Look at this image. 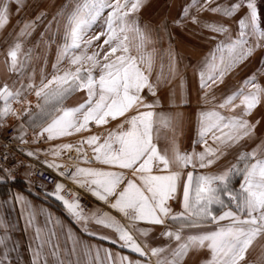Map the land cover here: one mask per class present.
Listing matches in <instances>:
<instances>
[{
  "label": "snow or ice",
  "instance_id": "6c2138e0",
  "mask_svg": "<svg viewBox=\"0 0 264 264\" xmlns=\"http://www.w3.org/2000/svg\"><path fill=\"white\" fill-rule=\"evenodd\" d=\"M145 4L71 0L47 20L37 41L46 48L56 45L51 77L42 74L37 84L33 74L26 85L0 81V135L8 132L4 139L15 142L12 151L8 143L0 144V183L14 182L19 166L31 185L37 165H44L96 203L86 208L75 191L69 198L63 194L66 184L55 177L45 198L60 201L87 236L120 251L82 239L71 227L65 232L59 217L38 211L21 192L9 189L0 206L20 207L24 230L32 232L28 264H186L190 255L200 257L197 264H264V244L249 259L256 242L264 241V113L254 118V110L264 107V27L257 2L190 0L171 18L172 25L187 27L190 17L212 33L206 37L211 46L193 66L197 87L190 113L179 110L191 101L174 49L165 50L166 65L163 59L156 64L154 44L162 36L153 33L170 35L169 18L155 26L142 23ZM13 5L17 15L27 6L25 0H0V29L10 23ZM193 8L231 23L202 21ZM46 17L38 11L17 21L7 73L24 75L32 60L24 42ZM258 51L259 67L228 83L226 78L251 63ZM64 61L67 69L61 68ZM33 91L35 109L27 99ZM161 95L177 110L155 111ZM9 117L14 123H7ZM185 125L195 131L188 148L179 143ZM162 127L171 135L162 136ZM248 141L254 143L250 149L243 147ZM17 152L29 162L10 163ZM38 215H45L43 225ZM13 228L0 216V264H21Z\"/></svg>",
  "mask_w": 264,
  "mask_h": 264
},
{
  "label": "rangeland",
  "instance_id": "374dc122",
  "mask_svg": "<svg viewBox=\"0 0 264 264\" xmlns=\"http://www.w3.org/2000/svg\"><path fill=\"white\" fill-rule=\"evenodd\" d=\"M258 0H256L257 2ZM33 2V3H32ZM71 0H33L30 1V4L26 6L24 10L17 15L13 9V17L11 19V24H9L10 29L6 33L4 38L0 39V60L5 62L7 58V51L9 45L12 43L15 32L19 31L17 26L18 20L31 19L34 17L38 11H44L47 13V17L44 22L37 24L35 31L32 36L29 37L24 42V50L28 48L32 49V60L30 64L26 67L24 75L18 74H7L6 79L10 84L14 82L22 81L25 85L28 83V77L34 74V82L39 83L41 75H47L48 78L53 74V63L56 61V45L53 44L50 48H46L43 43L37 44L39 41L40 33L45 31L44 24L47 20L52 18V15L59 9L63 8L65 5L69 4ZM190 2V0H146L145 6L142 8L140 16L142 23H147L152 26H155L159 21L167 16L169 18V34L166 33H153L154 38L162 36V39H156L154 47L156 48V64L157 66L163 59L165 65L167 64V55L165 50L170 46L174 49L177 54V62L179 66V71L185 76L186 73L190 72L193 76V66L197 57L200 56L201 52L206 53L211 46V42L206 39L208 35L212 33L209 30L199 27L191 23V18L185 22L187 27L184 26H174L171 24V18L175 17L180 10L181 6ZM217 3L231 2V0H216ZM200 3L203 4L204 0H200ZM193 15H197L202 21L208 22H225L231 23L227 18L221 17L218 14H213L208 11L197 12L195 8L192 10ZM14 21V22H13ZM15 29V31H14ZM196 50V51H195ZM259 57V51L256 53V57L252 59L251 63H248L246 66H242L237 70L236 75H229L226 79L228 83H234L237 80L242 79L245 75L250 74L255 68L259 67L257 63V58ZM191 66V67H189ZM69 67L68 62L64 61L61 65L62 69H67ZM7 73V72H6ZM179 81L177 78L174 83L175 85ZM46 82V81H45ZM17 86L19 84L17 83ZM178 90V88H177ZM193 91V87L191 88ZM196 96V95H195ZM77 97H70L69 103L74 101ZM27 99L31 101L32 108L35 109L37 103V97L35 96L34 91L27 95ZM192 110L195 109V97L194 102H191ZM20 107V105H17ZM159 105L156 106V108ZM264 113V111H262ZM193 128V127H192ZM194 136H191L193 138ZM78 138V137H74ZM252 142V141H251ZM43 158V157H42ZM95 204L92 202L89 206ZM252 253V252H251Z\"/></svg>",
  "mask_w": 264,
  "mask_h": 264
},
{
  "label": "crops",
  "instance_id": "0c3cea01",
  "mask_svg": "<svg viewBox=\"0 0 264 264\" xmlns=\"http://www.w3.org/2000/svg\"><path fill=\"white\" fill-rule=\"evenodd\" d=\"M30 1L33 0H25L26 5L28 6L30 4ZM33 3V2H32ZM13 9H15V5H13ZM13 17V13L11 16V19ZM10 19V22H11ZM14 22V21H13ZM11 24V23H9ZM9 24L4 28L0 29V39L4 38L6 36V33L10 29ZM196 51V50H195ZM205 54L204 52L200 53V56L197 57L198 60L200 57ZM197 61H195L194 64L191 66L196 65ZM189 66V67H191ZM193 76L190 72L186 73L185 77V88L187 91V99H189L192 103L194 102V97L196 95L195 89L197 87V82L194 77V71ZM6 70H5V62L3 60H0V81H4L7 77ZM249 75V74H247ZM246 76V75H245ZM178 90L177 94H179V81L176 84ZM193 87V91L191 88ZM69 102V101H68ZM193 107L191 106H180V111L185 112V113H190L193 110ZM176 107L173 105L169 104L167 99H165L164 95H161V103L159 104V107L155 109L157 112H174L176 111ZM264 107L258 106L256 110H254V118H259L260 115L263 113ZM260 128H264V123L260 125ZM161 134L162 136L164 134L171 135L170 131L166 128H161ZM195 135L194 128L189 125H185L182 134L179 136V143L182 148H188L190 143H191V136ZM257 135H260L259 128L257 130ZM259 141L257 140L256 143ZM165 141L163 138L160 141V147L164 146ZM254 146V143L251 141L246 142L243 147L250 149L251 147ZM66 161V157H65ZM9 189H11L13 192H21L24 196H26L32 204L39 209H44L47 212H51L54 217H59V219L63 222V224L66 226L65 232L67 230V227H71L73 232L77 235L80 236L82 239L85 240H90L92 243H101L104 247H111L113 248L114 251H120V248L118 245H112L109 241H100L99 238H91L87 236L86 233H83L80 226L77 225L64 211L62 204L60 201L56 200L53 197H48L45 198V191H51L52 187L49 186H37L34 184H28L24 181L21 180H15L14 182H2L0 183V202H3L5 199L8 198L9 195ZM96 203V202H94ZM92 204V203H91ZM94 205V204H93ZM88 206V207H92ZM103 207V205H100ZM87 207V208H88ZM115 214V213H114ZM0 216L6 217L8 220L11 221V223L14 225V228L12 229V240L15 242L19 243V255L22 258L21 264H28V261L30 259L29 253H28V244L30 242L32 232L29 230L28 232H25V221L20 215V207L19 205L12 206L11 204L9 205H4L0 206ZM38 222L43 225L45 221V215H38L37 217ZM51 227V225H49ZM95 230V229H94ZM167 240L166 238H161V243H166ZM55 243V241H54ZM60 243L62 246L65 245V239L64 236L62 235L60 237ZM264 244V241H259L256 242V248L252 253L249 254V259L254 258L259 250H260V245ZM70 247V243L67 245ZM124 252L126 254H129V250L124 249ZM15 253H13V256L15 257ZM200 259V257H197L196 255H190L189 258L187 259L186 264H197V261Z\"/></svg>",
  "mask_w": 264,
  "mask_h": 264
},
{
  "label": "built area",
  "instance_id": "2783aa9c",
  "mask_svg": "<svg viewBox=\"0 0 264 264\" xmlns=\"http://www.w3.org/2000/svg\"><path fill=\"white\" fill-rule=\"evenodd\" d=\"M8 124H12L14 123V120L12 117L8 118L7 121ZM10 133L6 132L4 135H0V144H5L8 143L9 144V150L12 151L11 148V144L15 143L14 141L9 142L6 141L4 139L5 135H9ZM31 146V145H30ZM3 151V148H0V152ZM15 160H22L25 162V164H27L28 158L20 153H15V155L13 157H9V161L10 163H14ZM4 161L0 160V164H3ZM32 163H36L35 161H32ZM38 171L35 172V174L33 175L32 179L34 181V185L37 186H49V187H53L51 180L55 177L56 179H61L65 184H66V190L64 191L63 194L67 195L69 198H71V192L75 191L80 193L81 195V203L87 208L92 202H95L94 198L91 197L90 194L85 193L84 190L80 189L79 187L75 186L71 181L66 180L64 178H60L58 176H56V173L53 172L50 169H46V167L42 164H38L37 165ZM25 168L24 167H17V171L14 173L16 175V180H21V181H25ZM71 190V191H69Z\"/></svg>",
  "mask_w": 264,
  "mask_h": 264
},
{
  "label": "trees",
  "instance_id": "16d2710c",
  "mask_svg": "<svg viewBox=\"0 0 264 264\" xmlns=\"http://www.w3.org/2000/svg\"><path fill=\"white\" fill-rule=\"evenodd\" d=\"M258 11L261 19V26L264 27V0L257 1Z\"/></svg>",
  "mask_w": 264,
  "mask_h": 264
}]
</instances>
